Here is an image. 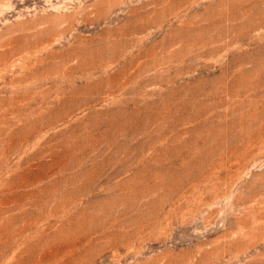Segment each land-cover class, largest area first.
I'll return each mask as SVG.
<instances>
[{"label": "rangeland", "instance_id": "1", "mask_svg": "<svg viewBox=\"0 0 264 264\" xmlns=\"http://www.w3.org/2000/svg\"><path fill=\"white\" fill-rule=\"evenodd\" d=\"M0 264H264V0H0Z\"/></svg>", "mask_w": 264, "mask_h": 264}]
</instances>
